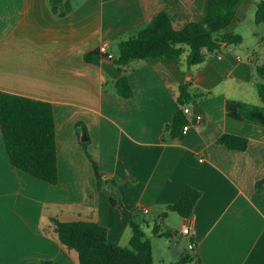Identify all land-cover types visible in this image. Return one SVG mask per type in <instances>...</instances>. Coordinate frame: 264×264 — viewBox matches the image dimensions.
<instances>
[{
  "label": "crops",
  "instance_id": "obj_1",
  "mask_svg": "<svg viewBox=\"0 0 264 264\" xmlns=\"http://www.w3.org/2000/svg\"><path fill=\"white\" fill-rule=\"evenodd\" d=\"M259 2L241 0L237 19L218 34H241L243 43L202 65L188 67L187 52L132 64L127 99L115 87L123 75L113 63L118 43L166 9L202 19L206 0H63L55 10L51 0H0V91L53 105L59 169L51 185L15 168L0 133V264H78L77 253L51 232L52 217L95 222L111 242L127 247L132 229L125 211L152 236L155 264L185 255L188 264H264V184L257 188L264 180V126L238 107L262 105ZM247 23L254 25L250 31ZM101 45L114 59L87 62ZM187 84L194 99L185 107L190 119L201 120L172 138L173 117L184 108L179 87ZM225 134L246 138V150L218 144ZM91 159L114 187H97ZM189 187L201 197L186 219L167 207ZM186 225L194 236L182 233ZM155 227L172 235L155 236ZM161 241L167 248L155 247Z\"/></svg>",
  "mask_w": 264,
  "mask_h": 264
},
{
  "label": "trees",
  "instance_id": "obj_2",
  "mask_svg": "<svg viewBox=\"0 0 264 264\" xmlns=\"http://www.w3.org/2000/svg\"><path fill=\"white\" fill-rule=\"evenodd\" d=\"M55 5L63 0H51ZM68 1V0H66ZM207 12L204 18L197 19L180 14L174 9H166L158 13L137 36L131 40L120 41L117 45L119 55L114 64L122 72L115 85L121 98H131L133 91L129 81L132 64L163 58H179L185 52L187 66L204 64L213 54L222 55L224 47L243 43L241 34H227L220 38L218 33L226 29L237 19L241 0H206ZM57 10V9H56ZM68 5L65 12H69ZM63 15V13L61 14ZM255 23H264V0L257 5ZM103 57L99 51L88 53L85 60L89 63L99 62ZM258 73L264 78V66L258 67ZM189 85L179 87L178 102L185 107L193 101ZM258 95L261 106L238 103L240 112L247 109L250 120L264 126V84L258 85ZM52 104L33 98L13 95L0 91V133L3 136L7 154L12 165L29 173L48 184L58 183V161L56 124ZM183 108L177 109L171 126L172 138H180L188 119ZM218 144L230 149L244 151L248 140L234 135H222ZM95 170L97 187L106 190L115 186V181H104L97 164L91 159ZM264 180L257 188L260 190ZM201 193L189 187L185 189L179 200L168 205L169 212L176 213L181 218H190ZM111 202L118 205L114 197ZM127 223L132 229V237L128 247L116 245L108 238V230L95 222L73 221L61 222L56 217L51 218V232L55 235L66 251L77 253L78 264H155L152 253V242L145 230L135 219L134 213L125 211ZM155 236H171L170 232H160L153 229ZM191 256L185 255L173 264H188Z\"/></svg>",
  "mask_w": 264,
  "mask_h": 264
},
{
  "label": "built area",
  "instance_id": "obj_3",
  "mask_svg": "<svg viewBox=\"0 0 264 264\" xmlns=\"http://www.w3.org/2000/svg\"><path fill=\"white\" fill-rule=\"evenodd\" d=\"M99 52H100L101 55L105 56L108 60L114 59V56L112 54L108 53V48L105 45H101L99 47ZM183 109H184L183 113L186 116V118L188 119V124L185 125L184 128H183V130L186 132L190 128L192 121L199 122L201 120V116L200 115H195L193 117V119H190V116L192 114L191 113L192 109L189 106L184 107ZM145 211H147V209ZM182 233L184 235H186V236H191V237L194 236V231L192 230V228L189 225H186V226L183 227ZM195 246H196L195 242L191 241L189 249H191V251H193Z\"/></svg>",
  "mask_w": 264,
  "mask_h": 264
},
{
  "label": "rangeland",
  "instance_id": "obj_4",
  "mask_svg": "<svg viewBox=\"0 0 264 264\" xmlns=\"http://www.w3.org/2000/svg\"><path fill=\"white\" fill-rule=\"evenodd\" d=\"M250 13L251 12H248V17H250ZM254 25H250L249 23H247V24H245V29L248 31H250V29L253 27ZM219 34V33H218ZM251 46H252V43L251 42H249V43H247L246 45H245V47L246 48H250L251 49ZM148 238H150V239H152V236L150 235V234H148V236H147ZM158 247L159 249L160 248H167V246H166V244L164 243V241H161V242H157V244L155 245V247ZM128 247V246H127ZM73 254H76V252H73ZM159 256H160V254H158V252H155V259H156V261H158L159 260ZM157 264H158V262H157ZM159 264H161V263H159Z\"/></svg>",
  "mask_w": 264,
  "mask_h": 264
},
{
  "label": "water",
  "instance_id": "obj_5",
  "mask_svg": "<svg viewBox=\"0 0 264 264\" xmlns=\"http://www.w3.org/2000/svg\"><path fill=\"white\" fill-rule=\"evenodd\" d=\"M88 140V138L87 137H84L83 139H82V141H87Z\"/></svg>",
  "mask_w": 264,
  "mask_h": 264
}]
</instances>
